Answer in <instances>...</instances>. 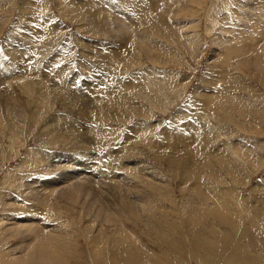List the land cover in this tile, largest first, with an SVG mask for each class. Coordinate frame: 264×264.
Masks as SVG:
<instances>
[{"label":"rangeland","instance_id":"1","mask_svg":"<svg viewBox=\"0 0 264 264\" xmlns=\"http://www.w3.org/2000/svg\"><path fill=\"white\" fill-rule=\"evenodd\" d=\"M85 2L0 0V78L2 61L6 60L10 46L14 44L17 50L21 46L22 50L29 44L37 54L30 55L26 51L23 54L28 62L39 65L32 79L35 83L41 82L40 87L32 84L30 90L21 88L13 82L18 76L7 70L5 78L14 77L9 91L0 84V257L24 240L20 234L4 231L11 226V218L35 204L25 195L23 185L41 177L40 181H51L57 174L53 168L55 155L66 148L63 144L50 148L48 145L56 134L48 135L47 130L51 126L64 128L55 123L69 116V122L77 124L82 137L96 140L94 145L102 141L96 134L107 133L104 141L109 144L108 149L102 142L94 146L99 156L111 150L118 161L135 159L131 166L143 163L151 173L155 171L149 178L155 188L151 184L146 188L150 211L141 213L142 208L135 207L139 208L137 212L131 211L135 225L128 215L121 213L143 244L142 249L134 247L138 261L133 260L132 264H263L264 201L259 200L264 197V0H136L138 3H132V8L138 18H132L137 24L122 14L119 16H123L124 26L137 34L125 38L128 31L125 30V34L117 31L122 35L119 39L109 35L113 31L107 27L112 24L103 25L102 17L108 16L107 11L114 15L120 8L109 2L107 9L103 5L94 10ZM148 25L150 30H147ZM27 30L36 37L28 38ZM47 63L52 65L50 68L62 70L61 79L50 71ZM96 64L102 73L94 69ZM87 81H94L101 90H112L111 97L121 95L120 102L107 103L111 107L107 111L105 97L93 94L92 109L82 108L80 98H84ZM58 88L66 92L59 96ZM39 89L47 92L48 97H40ZM49 89H56L58 93L53 100ZM123 89L131 90L124 92ZM207 93L210 96L205 97ZM68 97L74 98L67 105L65 98ZM101 100L104 103L101 104ZM34 101H38L36 109ZM100 108L106 110L105 113L96 111ZM79 113L85 114L86 120ZM168 134H174L177 139L172 136L171 141L166 140ZM181 137L182 143H179ZM158 145H162L161 148ZM122 148L125 149L120 152ZM92 170L96 172L94 179H100L98 168ZM139 184L144 187L140 181ZM202 187L204 195L198 192ZM155 202L163 203L166 208L156 207ZM44 204L47 205H42L44 210L53 209V212L46 210L48 213L65 218L75 227L79 241L78 255L73 258L75 263L113 264L112 261L124 257L123 253L128 251L129 245L116 241L119 237L114 229V232L112 229L104 231L106 234L98 231L104 223L101 218L94 221L87 218L86 213L80 216V206L71 205L67 212L59 206ZM155 214L164 218L165 223L155 222ZM88 224H94L91 229L99 232L98 237L86 228ZM228 236L232 245L235 244L233 247L225 242ZM98 238H102L101 244ZM0 264H3L1 259Z\"/></svg>","mask_w":264,"mask_h":264},{"label":"bare ground","instance_id":"2","mask_svg":"<svg viewBox=\"0 0 264 264\" xmlns=\"http://www.w3.org/2000/svg\"><path fill=\"white\" fill-rule=\"evenodd\" d=\"M102 1V0H101ZM100 0H86V4L88 5L87 7H91L94 10L100 7L104 8L106 7L107 9V4H109V2L111 3H115L116 4V8H120L119 9V13H114L110 14L107 11V15L102 17L104 19V21L102 20L103 25L105 24H112L107 27V30L109 29L110 32L113 31V34H109L111 37L113 38H120L122 35L119 36L118 32H120V34H125V30L128 31L127 34H125V38H128V36H130L129 34L132 35H136L137 33H133L131 31L133 30H129L128 27L124 26V21L121 17L125 16L128 17V19L133 20L134 23L137 24L136 20L134 19L135 17L138 18L137 13L134 14L135 12V8H132V3L133 4H137L138 2H136V0H107V1H102ZM65 3V2H64ZM99 3V4H98ZM101 3V4H100ZM142 4V3H141ZM153 5V4H150ZM134 6V5H133ZM166 6V5H165ZM145 7V6H144ZM165 8V7H164ZM27 10V9H26ZM105 11V9H104ZM91 12V10H90ZM26 13V12H25ZM97 14V13H95ZM94 17L99 18L100 16L95 15ZM99 14V13H98ZM105 14V13H104ZM116 14V15H115ZM119 14H122L123 16H119ZM139 14V13H138ZM141 14V13H140ZM100 15V14H99ZM142 15V14H141ZM134 16V18H132ZM93 17V16H92ZM120 18L122 20H120ZM142 18V17H141ZM95 19V18H94ZM98 20V19H97ZM142 20V19H141ZM115 21V22H113ZM129 21V20H128ZM144 21V20H142ZM129 23V22H128ZM91 24V23H90ZM122 24V25H121ZM131 24V23H130ZM146 24V23H145ZM102 25V24H101ZM138 26V25H137ZM31 27V26H30ZM59 27V26H58ZM100 27V26H99ZM106 27V26H105ZM104 28V27H102ZM127 28V29H126ZM133 28V26H132ZM45 29V28H44ZM43 29V30H44ZM47 29V28H46ZM116 31H115V30ZM151 27L150 25H148L147 30H150ZM138 30V29H137ZM106 31V30H104ZM102 31V32H104ZM117 32L116 36L114 34ZM136 31V30H135ZM28 32V30H27ZM38 32V30H37ZM36 32V33H37ZM95 32V31H94ZM138 32V31H137ZM35 33V32H34ZM107 33V32H106ZM28 36L26 35L25 38H31L36 37L35 34L28 32ZM38 34V33H37ZM45 34V33H43ZM96 34V33H95ZM17 37V36H16ZM19 37V36H18ZM24 37V36H23ZM40 37V36H39ZM42 39L44 38V35L41 36ZM108 37V36H107ZM110 37V38H111ZM14 38V37H13ZM109 38V37H108ZM10 39V38H9ZM123 39V38H122ZM121 39V41H122ZM130 39V37H129ZM136 39V38H135ZM138 39V38H137ZM18 40V39H17ZM24 40V39H23ZM31 40V39H30ZM38 40V39H37ZM125 40V39H123ZM128 40V39H127ZM126 40V41H127ZM35 41V40H33ZM39 41V40H38ZM117 41V40H116ZM120 41V40H119ZM118 41V42H119ZM131 41V40H130ZM248 44H250V40H246ZM11 43L14 41H10ZM16 42V41H15ZM26 42V41H25ZM36 43H38L39 45L40 42L35 41ZM117 42V43H118ZM128 42V41H127ZM23 43V42H22ZM120 43V42H119ZM124 43V42H123ZM132 43V42H131ZM9 44V42H8ZM16 44V43H15ZM28 44V43H27ZM101 45H103L100 42ZM116 44V43H115ZM121 44V43H120ZM118 44V45H120ZM129 44V43H128ZM146 44V43H145ZM7 45V44H6ZM29 45V44H28ZM28 45H26V47L24 46L23 49L21 50V46L18 48V50L16 49L17 47H14V44L10 46V48L8 49V54L6 57V60L4 58L3 65L1 67V72H2V78H0V84L3 85V87H5V90L9 91V87L12 83V80H14L13 78H5V74L7 72V70H10L11 72H13L15 75H17L18 77L15 78V80L13 82H15L19 87L21 88H30V85L34 84L36 86L41 85V82H39V80L35 83L33 82L32 79V73L34 72V70L39 66L37 65V63L35 64L34 61L32 63H30V61L28 62V59L26 58V55L23 54V51L28 52L30 55L36 53L34 50H32V47L30 48ZM112 45V44H111ZM124 45V44H123ZM126 45V44H125ZM134 45V44H133ZM147 45V44H146ZM252 45V44H250ZM259 45V43H257V46ZM8 46V45H7ZM31 46V45H30ZM54 46V45H53ZM90 46V45H89ZM88 46V48H89ZM110 46V45H109ZM149 46V45H148ZM9 47V46H8ZM91 47V46H90ZM100 47V46H99ZM103 47V46H102ZM117 47V46H116ZM115 47V48H116ZM119 47V46H118ZM126 47V46H125ZM132 47V46H131ZM147 47V46H146ZM151 47V46H149ZM148 47V48H149ZM37 48V47H36ZM112 48V47H111ZM110 48V49H111ZM121 48V47H120ZM128 48V47H127ZM147 48V49H148ZM16 49V50H15ZM35 49V47H34ZM103 49V48H102ZM36 50V49H35ZM96 50V49H95ZM108 50V49H107ZM129 50V48H128ZM151 50V49H150ZM4 51V50H3ZM2 51V52H3ZM37 51V50H36ZM98 51V49H97ZM96 51V52H97ZM116 51V50H115ZM99 52V51H98ZM101 52V50H100ZM120 52V50H119ZM122 52V51H121ZM118 53V51L116 53L121 54L122 53ZM94 53V52H93ZM115 53V54H116ZM128 53V52H127ZM3 54V53H2ZM27 54V55H29ZM37 54V53H36ZM132 54V53H131ZM130 54V56H132ZM13 56V59H12ZM120 56V55H119ZM118 55H116V57H119ZM5 57V56H4ZM28 57V56H27ZM3 58V57H2ZM31 58V57H30ZM34 58V56H33ZM40 58V57H39ZM109 58V57H108ZM116 58V59H117ZM126 58V56L124 57V59ZM115 59V58H114ZM113 59V60H114ZM120 59V58H119ZM123 59V60H124ZM32 60V59H31ZM111 60L110 59H107ZM122 60V61H123ZM105 61V60H103ZM102 61V63H104ZM116 61V60H115ZM125 61V60H124ZM49 62V61H48ZM108 62V61H107ZM39 63V61H38ZM52 63V62H51ZM94 63V62H93ZM34 64V65H32ZM46 64V63H45ZM56 64V63H55ZM100 64V63H98ZM107 64V63H106ZM103 65V64H102ZM50 71L55 72L56 76H58V80L62 78L61 73L62 70H56L55 68H50L52 65H50V63H47L46 65ZM86 66V65H85ZM104 66V65H103ZM46 67V68H47ZM57 67V66H56ZM91 67V66H90ZM87 68V67H86ZM61 69V68H60ZM95 70H97L99 73H102L103 71H101L99 69V66H97L94 68ZM103 70V68H102ZM105 70V68H104ZM61 72V73H60ZM65 72V71H64ZM90 72V71H89ZM88 72V73H89ZM47 73V72H46ZM51 73V72H50ZM91 73V72H90ZM34 74V73H33ZM76 74V73H75ZM35 75V74H34ZM55 75V74H53ZM88 75V74H87ZM69 77V76H68ZM96 77V76H95ZM98 77V76H97ZM102 77V76H101ZM86 78V77H85ZM105 78V77H103ZM43 79V78H42ZM46 79V78H45ZM44 79V80H45ZM48 80V79H46ZM62 81V80H61ZM44 82V81H43ZM94 82V81H93ZM93 82H89L87 81V88H86V93H84V98H80L82 99L83 102V106L82 108L88 109L90 107V103L91 100L93 98H95V95L101 94L105 97V101L106 102L104 106H106L107 111L111 108L108 106V104H111L113 102H117V104L120 102V97L119 96H113L111 97V95L109 93L110 91L106 90H101L100 86L96 87V85ZM65 83V82H64ZM81 83V82H80ZM45 84V83H44ZM43 84V85H44ZM108 84V83H107ZM105 84V86L107 85ZM75 85V84H74ZM13 87V86H12ZM11 87V88H12ZM109 87V86H108ZM2 88V86H1ZM0 88V89H1ZM35 88V87H34ZM38 88V87H37ZM44 88V87H43ZM110 88V87H109ZM115 88V87H114ZM17 89V88H16ZM14 89V91L16 90ZM33 89V87H32ZM57 89V88H56ZM56 89H49L50 92H52L53 94L51 95V99L53 100V97L55 96H60L63 95L66 90L62 89V88H58L59 89V94L56 92ZM112 89V88H111ZM22 90V89H21ZM30 90V89H29ZM36 90V89H35ZM74 90V89H73ZM90 90V91H89ZM114 90V89H113ZM122 90V89H121ZM125 89H123L124 91ZM131 90V89H128ZM124 91V92H128ZM13 93V96L15 95V92ZM40 91V89L38 90ZM58 91V90H57ZM76 91V89H75ZM80 91V90H79ZM78 91V92H79ZM84 91V92H85ZM25 92V91H24ZM36 92V91H35ZM34 92V93H35ZM132 92H134L132 90ZM11 93V92H10ZM11 93V94H12ZM21 93V91H20ZM31 93V91H30ZM40 97L44 96V97H48L47 92H39ZM83 93V91H82ZM4 94V93H2ZM10 94V95H11ZM18 94V92H17ZM16 94V95H17ZM21 94H27L25 93H21ZM33 94V93H32ZM31 94V95H32ZM58 94V95H56ZM75 94V93H74ZM34 95V94H33ZM77 95V94H76ZM128 95V94H127ZM131 95V94H130ZM134 95V94H133ZM139 95H142L141 93ZM2 96V95H1ZM89 97V99H87V97ZM205 97L210 96L208 93L204 95ZM6 97V96H5ZM9 97V96H8ZM19 96H17V100ZM67 97V96H66ZM97 97V96H96ZM126 97V95H125ZM1 98V97H0ZM4 98V97H3ZM57 98V97H56ZM63 98V97H62ZM74 98V97H73ZM73 98L68 97L65 98V104L68 105V103L70 104V102L73 100ZM78 98V97H77ZM7 99V98H6ZM10 99V98H9ZM30 99V98H28ZM42 99V98H41ZM44 99V98H43ZM55 99V98H54ZM97 99V98H96ZM122 99V98H121ZM47 100V99H46ZM56 100V99H55ZM54 100V101H55ZM70 100V101H69ZM100 101L101 104L103 101ZM57 101V100H56ZM55 101V102H56ZM76 101V99L74 100V102ZM78 101V100H77ZM99 101V99H98ZM13 102V101H11ZM53 102V101H52ZM92 102L94 103V101L92 100ZM96 102V101H95ZM103 102V103H104ZM16 103V102H15ZM28 103V102H27ZM33 107L34 109H36L37 105L36 103H38V101H34L33 102ZM48 103V102H46ZM45 103V104H46ZM57 103V102H56ZM108 103V104H107ZM41 104L42 101H41ZM62 104V103H61ZM80 104V103H79ZM36 105V106H35ZM48 105V104H47ZM75 103H73V107H74ZM92 105V103H91ZM94 105V104H93ZM65 106V105H64ZM98 106V105H97ZM120 106V105H119ZM28 107V106H27ZM72 107V106H71ZM81 107V106H79ZM113 107V106H112ZM32 108V107H31ZM50 108V107H49ZM81 108V109H82ZM99 108V107H98ZM115 108V107H114ZM121 108V107H120ZM119 108V109H120ZM2 109V108H1ZM4 109V108H3ZM67 109V108H66ZM84 109V110H85ZM90 109H92L90 107ZM94 109V108H93ZM111 110V109H110ZM98 112H103L104 110L102 108H100L99 110H96ZM106 111V110H105ZM104 111V113H105ZM113 111H117V110H113ZM11 112V111H10ZM97 112V113H98ZM103 113V114H104ZM13 114V113H12ZM49 114V113H48ZM66 114V113H65ZM99 114V113H98ZM97 114V115H98ZM102 114V113H100ZM79 115L81 116V118L84 120L85 114L83 113H79ZM88 115V114H86ZM96 115V114H95ZM1 116V115H0ZM73 116V115H72ZM78 116V115H76ZM90 116V115H89ZM36 117V116H35ZM69 116H66V118L62 121L59 120L55 123L56 124H60V126H64V128H57V127H52L50 128V130L48 131V135H52L56 134L55 136H51L52 137V144H49L48 146H50V148L58 144H63L65 146V151L57 153L56 156V160L53 161L54 164H56L55 166H53V168H56L57 174L54 176L53 180H42L40 181V179H37V181L33 180L31 184H24L23 187L25 186V190L26 193L25 195H27L30 200L35 204L29 205V207H24L22 209V212H18L16 217L11 218V222L12 223L10 227H2L7 234L8 232H15L16 234H20L24 237V240L19 243L15 248L11 249L8 253L5 252V254H2L0 259L2 260L3 264H77L78 262H74L73 258H75L78 254H77V247H79L78 243V239H77V234L74 232L75 227H72L73 225H71L69 223L68 220L64 219H60L57 218L56 216H54L53 214L48 213L46 210H50L51 212H53L51 209H43L42 205L44 207H47L46 204L47 203L48 206L52 205L53 207L55 206H59L60 209L62 211H67L70 212V206L71 205H75V206H80L81 210V215L82 216L84 213L87 214V218H92L94 221H96L97 219L101 218L102 221L104 222L103 225H100L99 228V232L103 234H106L107 230H111L112 232L115 231L116 234H118L119 239H116L117 242L121 243L122 245H129L131 247L128 246V251L123 255L124 257H118L116 258V260L112 261L113 264H131L134 262L133 260H137L135 259L137 257V254L135 253L134 247H141V249L143 248V244L140 241V235H138L136 233V230L131 228L129 221L125 222L122 218V214L124 213L126 215L129 216V219L131 220L130 222H132L134 225V221L132 220L133 217V212H137L135 207H140L142 208V212L141 213H145L149 203L146 199V195H148V192L146 191V188H148V184L152 183L150 182L149 178L151 176L152 173L154 172H150L148 167L143 166L142 164L140 165H135L136 166H131L132 165V161H134L135 159H129V161L125 160L126 162H121L118 161L116 154L114 152H111V150H109L108 152H106V154H102L101 156L98 155V153L95 151L96 149L94 148L95 145L100 144V142L103 143V147H107L105 149H108L109 144L107 142L104 141L107 133L105 134H96V137H101L102 141H98L95 145L93 144L96 140L90 137H82V135H80L81 132L80 130H78L77 128V124L74 125L72 124V122H69L68 119ZM17 118V117H16ZM24 118V117H23ZM37 119V118H36ZM78 119V118H77ZM38 120V119H37ZM68 120L67 124L65 123V121ZM73 120V119H72ZM86 120V119H85ZM90 120V119H89ZM14 121V119H13ZM23 121V120H22ZM71 121V120H70ZM36 122V121H35ZM51 122V121H50ZM63 122V123H61ZM77 122V121H76ZM1 123V122H0ZM40 123V122H39ZM73 125L71 126L70 125ZM78 123V122H77ZM87 123V122H86ZM142 123V122H141ZM49 124V123H48ZM66 124V125H65ZM80 124V123H79ZM78 124V125H79ZM2 125V124H1ZM84 126V125H83ZM50 127V126H49ZM85 127V126H84ZM12 128V126L10 127ZM132 128V127H131ZM47 129V128H46ZM139 129V128H138ZM145 129V128H144ZM147 129V128H146ZM10 130V129H9ZM14 130V129H13ZM63 131V132H57V131ZM131 130V129H130ZM134 130V129H133ZM140 130V129H139ZM137 131V130H136ZM145 131V130H144ZM143 131V132H144ZM13 132V131H11ZM65 132V133H64ZM141 132V131H139ZM62 133V134H60ZM142 133V132H141ZM146 133V131H145ZM144 133V134H145ZM47 134V133H46ZM136 135V134H135ZM76 136V137H75ZM163 136V135H162ZM175 137L174 134L172 135H166L165 137L167 138L166 140L171 141V137ZM50 137V136H49ZM118 137V136H117ZM141 137V136H140ZM133 138V137H132ZM170 138V139H169ZM176 138V137H175ZM51 139V138H50ZM89 139H92V141H90ZM149 139V138H148ZM177 139V138H176ZM131 140V139H130ZM139 140V139H138ZM184 140L186 141V139L184 138ZM183 140V141H184ZM49 141V140H48ZM62 141V142H60ZM86 143H85V142ZM110 141V140H109ZM165 141V140H164ZM151 142V141H150ZM167 142V141H166ZM176 142V141H175ZM174 142V143H175ZM178 142L182 143V137L180 139V141L178 140ZM188 142V141H187ZM185 142V143H187ZM170 143V142H169ZM150 144V143H149ZM45 145V144H44ZM47 145V143H46ZM113 145V144H112ZM137 145V144H136ZM179 145V144H178ZM153 146V145H152ZM159 146V145H158ZM162 145H160L159 147L161 148ZM176 147V145H171ZM98 147V146H97ZM100 147V146H99ZM136 147V146H135ZM104 149V150H105ZM123 150L120 152H123L125 148H122ZM128 149V148H127ZM170 149V148H169ZM180 149V148H179ZM54 150V149H53ZM100 150V149H99ZM135 150V148H134ZM137 150V149H136ZM55 151V150H54ZM69 151V152H68ZM103 151V150H101ZM114 151V150H113ZM176 151V150H175ZM182 151V150H181ZM117 152V151H116ZM135 152V151H134ZM136 154V153H135ZM51 155V154H50ZM122 155V154H121ZM155 155V154H154ZM178 155V154H177ZM182 155V154H181ZM34 157V156H33ZM128 157V156H127ZM126 157V158H127ZM177 157V156H176ZM121 158V157H120ZM124 158V157H123ZM130 158V157H128ZM134 158V157H133ZM162 158V157H161ZM175 158V157H173ZM170 159V158H169ZM176 159V158H175ZM260 159V158H259ZM173 160V159H172ZM46 161V160H45ZM176 161V160H175ZM168 162V161H167ZM174 162V160L172 161ZM51 163V166L52 164ZM169 163V162H168ZM171 163V162H170ZM176 163V162H175ZM179 163V162H177ZM208 163V162H207ZM43 165V164H41ZM149 165V164H148ZM173 165V164H171ZM44 166V165H43ZM175 166V165H174ZM180 166V164L178 165ZM182 166V164H181ZM95 167L98 168V175L100 176V179H94L96 176V172L92 169H94ZM177 169V168H176ZM175 170V169H174ZM180 170V169H178ZM182 170V169H181ZM172 171V170H171ZM176 172V171H175ZM123 175H131L130 177L126 178V177H122ZM182 175V174H181ZM98 177V176H97ZM152 177V176H151ZM44 178V177H43ZM154 178V177H153ZM45 179V178H44ZM152 179V178H151ZM159 179V178H158ZM130 180V181H128ZM153 180V179H152ZM156 180V179H155ZM139 181L141 182V184L144 185V187L140 186ZM153 182V181H152ZM159 185V184H157ZM219 185V184H218ZM18 186V185H17ZM20 186V185H19ZM147 186V187H146ZM150 186V185H149ZM154 188V184L152 185ZM221 187V186H220ZM17 189V188H16ZM142 189V190H141ZM161 189V188H160ZM205 188L202 187V189L200 188V192L201 195H204L203 192L205 193ZM150 190V189H149ZM135 191H138V193H134ZM158 191V190H157ZM222 191V190H221ZM167 193V192H165ZM262 193V192H261ZM161 194V193H159ZM1 195V194H0ZM226 195V194H225ZM260 195V194H258ZM26 196V197H27ZM149 196V195H148ZM25 197V196H24ZM211 197V196H210ZM215 197V196H214ZM219 197V196H218ZM258 197V196H257ZM255 197V198H257ZM221 198V197H219ZM223 198V197H222ZM221 198V199H222ZM260 198V197H259ZM4 199V198H3ZM162 199V198H161ZM164 199V198H163ZM162 199V200H163ZM218 199V198H217ZM52 200V201H50ZM166 200V199H165ZM256 200V199H254ZM259 201H264V197L260 198ZM251 202H255V201H251ZM250 202V203H251ZM9 203V202H8ZM22 203V202H21ZM119 203V205H118ZM152 203V202H151ZM154 203V202H153ZM157 205L156 207L163 209L166 208V206L161 203H157L155 202ZM242 203V202H240ZM244 203V202H243ZM242 203V204H243ZM7 204V203H6ZM30 204V203H29ZM214 204V203H213ZM222 204V203H221ZM255 204V203H254ZM262 204H264V202H262ZM11 205V204H10ZM34 205V206H33ZM207 205V204H206ZM209 205V204H208ZM215 205V204H214ZM235 205V204H234ZM3 206V205H2ZM9 206V204L7 205ZM6 206V207H7ZM15 206V205H14ZM155 206V205H154ZM198 206V205H197ZM219 206V204H218ZM50 207V206H49ZM151 207V204H150ZM154 207V208H156ZM216 207V206H215ZM21 208V206H20ZM57 208V207H56ZM152 208V207H151ZM157 208V209H158ZM217 208V207H216ZM262 208V207H261ZM72 209V208H71ZM209 209V208H208ZM12 210V209H11ZM159 210V209H158ZM197 210V209H196ZM216 210V209H215ZM223 210V209H222ZM221 210V211H222ZM262 210L264 211V208H262ZM20 211V210H19ZM77 211V210H76ZM139 211V210H138ZM144 211V212H143ZM160 211V210H159ZM162 211V210H161ZM220 211V212H221ZM16 212V211H15ZM58 212V211H57ZM131 214H129V213ZM156 212V211H155ZM55 213V212H54ZM148 214V213H147ZM154 213H152L153 215ZM250 214V213H249ZM57 215V214H56ZM67 215V214H66ZM142 215V214H141ZM168 215V214H167ZM6 216V215H5ZM127 216V217H128ZM132 216V217H131ZM138 216V215H137ZM150 216V215H149ZM214 216V215H213ZM218 218L220 217L219 214L217 213ZM8 217V216H7ZM18 217V218H17ZM61 217H63L61 215ZM165 217V216H163ZM168 217V216H167ZM233 217V214H232ZM235 217V216H234ZM144 218V217H143ZM216 218V216H215ZM128 219V218H127ZM139 219V218H138ZM152 219V218H151ZM164 218H161L160 215H156L154 216V220L155 222H157L158 220L161 221L162 223L160 224H164L165 220H163ZM168 219V218H167ZM233 219V218H232ZM236 219V218H234ZM258 219V218H257ZM216 220V219H215ZM221 220V219H220ZM1 221V220H0ZM10 221V220H9ZM139 221V220H138ZM7 223V220L4 221ZM136 222V220H135ZM225 222V221H224ZM4 224V223H3ZM94 224H88L86 225V228L91 229L92 226ZM168 225V224H167ZM8 226V224H7ZM169 226V225H168ZM263 226V224H262ZM233 227V226H232ZM81 228V227H80ZM97 228V227H96ZM175 228V227H174ZM182 228V227H181ZM114 229V231H113ZM157 229V228H156ZM160 229V228H159ZM171 229V228H170ZM261 229V228H260ZM92 230V229H91ZM86 231V230H85ZM171 231V230H170ZM174 231V229H173ZM98 232V233H99ZM172 232V231H171ZM3 234V231L1 232ZM92 233L96 234V236L98 237V233L96 231L92 230ZM85 234V233H82ZM4 235V234H3ZM6 235V234H5ZM100 235V234H99ZM175 235V234H174ZM182 235V234H181ZM7 236V235H6ZM15 236V235H14ZM85 236V235H84ZM95 236V239H96ZM106 236V235H105ZM230 236V234H229ZM229 236L226 238L225 242L230 244L231 247H233V244L230 241ZM83 237V235L81 236ZM88 237V236H87ZM94 237V236H93ZM101 237V236H100ZM103 237V236H102ZM111 237V236H110ZM117 237V238H118ZM232 237V236H231ZM80 238V237H79ZM171 238V234L167 237V239L170 241ZM177 237H175L176 239ZM251 238V237H250ZM85 239V238H83ZM105 239V237H104ZM107 239V238H106ZM174 239V238H172ZM174 239V240H175ZM2 240V239H1ZM86 240V239H85ZM84 240V241H85ZM91 240V239H90ZM102 240V238H98V241L100 242ZM178 240V239H177ZM235 240V239H234ZM96 241V242H98ZM108 241V240H107ZM143 241V240H142ZM112 242V241H111ZM222 242V241H221ZM233 242V241H232ZM92 243V242H90ZM109 243V242H108ZM224 243V242H223ZM234 243V242H233ZM94 244V243H92ZM98 244V243H97ZM96 244V245H97ZM101 244V242H100ZM180 244V242H179ZM81 245V244H80ZM84 245V244H83ZM93 246V245H92ZM112 246V245H111ZM83 247V246H82ZM91 247V246H90ZM181 247V246H180ZM95 248V247H94ZM93 248V249H94ZM86 249V247L84 248ZM99 249V248H96ZM123 249V247H122ZM138 249V248H137ZM234 249V248H233ZM125 250V249H124ZM75 251V254L70 255V252ZM93 251V250H92ZM98 251V250H97ZM96 251V252H97ZM101 251V250H100ZM111 251V250H110ZM142 251V250H141ZM164 252V251H163ZM169 252V251H168ZM117 253V252H115ZM120 253V252H119ZM94 254V253H93ZM114 254V252L112 253ZM143 254V253H142ZM166 254V253H165ZM169 254V253H168ZM95 255V254H94ZM96 255H98L96 253ZM90 256V254H89ZM87 256V257H89ZM110 256V255H109ZM114 256V255H113ZM117 256V255H116ZM122 256V255H121ZM245 256V255H244ZM150 257V256H149ZM242 257V256H241ZM248 258L251 260L254 258L250 257V255H248ZM94 259H96V257H94ZM93 259V260H94ZM109 259V258H108ZM162 259H166L163 258ZM80 258L77 260L79 261ZM87 260H89V258H87ZM142 260V259H141ZM90 261V260H89ZM104 261V260H103ZM138 261V260H137ZM171 260L168 259V262H170ZM83 262V261H82ZM87 262V261H86ZM96 262V260H95ZM81 263V262H80ZM92 263V262H91ZM90 263V264H91ZM94 263V262H93ZM111 263V262H110ZM253 263V262H252ZM147 264V263H146ZM170 264V263H169ZM238 264V263H237ZM264 264V263H263Z\"/></svg>","mask_w":264,"mask_h":264}]
</instances>
